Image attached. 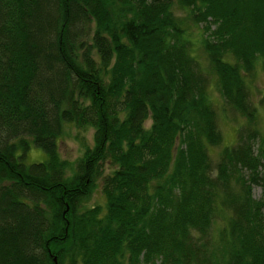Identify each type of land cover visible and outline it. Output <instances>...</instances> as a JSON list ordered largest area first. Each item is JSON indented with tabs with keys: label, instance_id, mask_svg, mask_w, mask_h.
Returning <instances> with one entry per match:
<instances>
[{
	"label": "trees",
	"instance_id": "1",
	"mask_svg": "<svg viewBox=\"0 0 264 264\" xmlns=\"http://www.w3.org/2000/svg\"><path fill=\"white\" fill-rule=\"evenodd\" d=\"M256 62L264 0H0V264H264ZM65 124L91 134L71 164Z\"/></svg>",
	"mask_w": 264,
	"mask_h": 264
},
{
	"label": "rangeland",
	"instance_id": "2",
	"mask_svg": "<svg viewBox=\"0 0 264 264\" xmlns=\"http://www.w3.org/2000/svg\"><path fill=\"white\" fill-rule=\"evenodd\" d=\"M172 10L173 13L177 15V17L179 16L183 20L186 19L185 10H177L176 5H173ZM184 25L185 26L183 30L186 36H188V41L192 44L190 45V53L199 59V63L201 64L203 56L201 50L196 44L197 39H200V35H198L200 30H198V27H195L190 23L186 25L184 22ZM252 74L253 75L248 76L249 78H246V82L249 87L251 100L253 104L256 105L255 116L257 118L255 120V126H257L259 133L264 137V72L261 69L260 63H255ZM209 96L212 98V102H214L215 106L217 107V125L220 130L219 133L222 138V144L226 145L234 142V131L236 129V125L241 122L242 119L237 114H233V112H229L228 110L223 111V109L220 108L221 99L214 90L210 91ZM148 123L149 121H146L145 126L148 125ZM90 137V131L85 130L78 132L72 125L65 124L61 136L59 137V140H57L58 156L71 164L74 159L81 156V150L84 148V146H88L89 148L91 147ZM29 147V151L26 152L25 157L28 163L39 161L44 158L40 149L33 146ZM103 170L106 171L105 168H103ZM98 182L99 181L96 180V184L94 185L95 187L90 192V197L84 202L83 206H92L93 204L103 206L104 199L99 193V186H97ZM251 189V196L253 198H258L260 192H262V189L257 188V186H253Z\"/></svg>",
	"mask_w": 264,
	"mask_h": 264
},
{
	"label": "water",
	"instance_id": "3",
	"mask_svg": "<svg viewBox=\"0 0 264 264\" xmlns=\"http://www.w3.org/2000/svg\"><path fill=\"white\" fill-rule=\"evenodd\" d=\"M53 260V259H52ZM54 261V260H53Z\"/></svg>",
	"mask_w": 264,
	"mask_h": 264
}]
</instances>
